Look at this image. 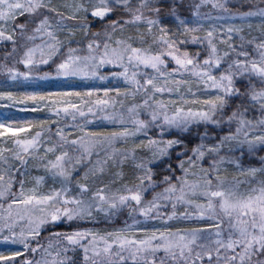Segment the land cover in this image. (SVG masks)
<instances>
[{"label":"snow or ice","instance_id":"snow-or-ice-1","mask_svg":"<svg viewBox=\"0 0 264 264\" xmlns=\"http://www.w3.org/2000/svg\"><path fill=\"white\" fill-rule=\"evenodd\" d=\"M208 4L217 15L202 10ZM0 49L6 80L125 85L0 91L36 114L0 118V264H264V156L259 166L241 163L264 150V7L0 0ZM194 85L214 94L201 97ZM98 116L113 127L93 130ZM29 161L45 175L31 176ZM124 209L131 224L79 226ZM189 217L198 226H166Z\"/></svg>","mask_w":264,"mask_h":264},{"label":"rangeland","instance_id":"rangeland-1","mask_svg":"<svg viewBox=\"0 0 264 264\" xmlns=\"http://www.w3.org/2000/svg\"><path fill=\"white\" fill-rule=\"evenodd\" d=\"M67 2H71V0H67ZM230 6L233 7L234 9L238 10V11H248L249 9L255 10L257 8V1H253V0H229ZM204 11H210L213 15H217L218 12L216 10H213L211 7V4H208L207 6H205L203 8ZM234 23H240L241 21L239 19L233 21ZM259 22V17H255L253 18V23L257 24ZM94 27H99V25H96ZM247 31V30H246ZM252 35H257L258 33L253 30ZM39 42V41H37ZM189 50L193 51L195 50V46L190 45L189 46ZM2 52L3 49H0V58H2ZM174 63L172 61H169L168 67H174ZM23 70V69H22ZM51 69L44 67L42 68V71H49ZM108 70V69H106ZM112 70H117V69H112ZM150 71V70H149ZM184 79H191V77H182ZM66 85H74L76 86L78 89H82V87L84 85H93L96 87H124L125 85L123 84H119V83H109L108 81H88V80H83L81 78H76V79H67V78H50L48 80H30V81H25L22 78L18 79L16 81H13L11 79L6 80L5 77L0 74V91H14V92H22V91H31V90H43V91H55L61 88H64ZM183 90V88L181 89ZM193 91L197 92L198 95H200L201 97H206V95L208 94H214L213 90H207L205 91V89L203 88V86H201L199 89L196 88V86L194 85L193 87ZM175 98V97H173ZM75 102V101H74ZM136 103H139V97H137ZM33 107L32 105L29 106V110L30 108ZM28 110H25L21 105H17L16 107L11 106L10 102L7 101L6 99H0V118L7 116L9 118H32L35 117L36 114H30L27 115V113H24ZM142 118L144 116V114L142 113ZM39 118L41 119H51V120H55V116H50L49 114L42 112L39 116ZM79 123V121H77ZM93 130H110L113 125L110 121H106L104 119H102L101 117H97V119L92 121V125ZM53 129H55V124H53ZM69 131H71V129H69ZM155 134V133H153ZM141 139H145V137H141ZM131 143V142H129ZM120 144H117L116 147H120ZM126 147L128 145H125ZM140 155H148L147 151H143L139 153ZM241 163L247 167V166H259L260 165V160H258V163L256 164H251L245 161H241ZM33 164V161H29V166L31 168V165ZM229 169L230 173H235L237 171V169L232 166V165H228L227 166ZM159 168L162 169L163 165H159ZM112 171H116L115 168L112 169ZM83 172V168L78 169L77 171V175L82 174ZM36 174L43 176L45 175L43 170H37L35 168H31V172L30 175L31 176H35ZM160 177V175L154 176V179H158ZM109 177L105 178L108 179ZM191 179V177H190ZM238 179H240L241 181H243L245 178L244 177H238ZM52 184V181L49 178H45V182L44 185L45 187L50 186ZM28 186H31L30 184ZM58 186V185H57ZM247 185H245L244 183L241 184V188L246 187ZM18 188V185L16 186ZM98 223H93L90 224L89 227L92 228H97L100 229L101 231H110L112 229L115 228H120L123 227L125 222H127L128 224H131V219L129 218V216H127L125 219L121 220L120 222L117 221L118 219L115 217H110L107 219H104L103 216H98ZM99 219H102L99 220ZM104 222V223H103ZM91 223V222H90ZM141 226H147V227H161V226H165L163 225L161 222L157 221V222H153V221H146L145 223H143ZM166 226L170 227L172 226V223L169 222ZM174 226L176 227H188V226H198L197 223H193V221H184L182 219H178L177 223L174 224ZM7 246L4 245L3 243H0V250H6ZM162 254V252H161Z\"/></svg>","mask_w":264,"mask_h":264},{"label":"trees","instance_id":"trees-1","mask_svg":"<svg viewBox=\"0 0 264 264\" xmlns=\"http://www.w3.org/2000/svg\"><path fill=\"white\" fill-rule=\"evenodd\" d=\"M253 1H257V5H259V6H257V7H264V4H262L261 3V0H253ZM202 10H203V8H202ZM204 11V10H203ZM24 113H27V115H30V114H35V113H33V112H31L30 110H28V111H26V112H24ZM143 118H147L146 116H143ZM204 129L203 128H201L200 129V131H203ZM188 134L187 133H185L184 134V136H182L181 138H184L185 136H187ZM196 135V128L195 127H193L192 128V133H191V136H195ZM179 151V149L177 148V149H174V150H172V157H173V160H176V159H178V158H182V157H177V155H176V153ZM260 156H264V150H260V151H258L256 154H255V156H250V155H245L244 156V158L242 159V161H245V162H248V163H251V164H256V163H258V160H260L259 159V157ZM176 165L175 164H173V167H175ZM125 170V172H130L131 170L129 169V168H125L124 169ZM163 174H168V173H163ZM177 175H180V173L179 172H177ZM35 176H40V175H38V174H36ZM107 178V177H106ZM158 179H160V177L158 178ZM162 187V186H161ZM160 190V188H157V189H155V191H159ZM151 195H152V193H148L147 194V196H148V198L150 199L151 198ZM171 210V208L169 207V208H164V209H162L161 211L162 212H168V211H170ZM176 211L177 212H184L185 211V206H178L177 207V209H176ZM188 211H193V209L192 208H188ZM128 216V210L127 209H124V210H122L120 213H118L116 216H115V218H117L118 220L117 221H121V220H123V219H125L126 217ZM136 219H141L140 217H135ZM180 219H182V220H184V221H193V223H196V221L194 220V218H191V217H189V218H187V219H184V218H180ZM99 220H101L102 221V219H99ZM177 220L178 219H176V220H173V221H171V223H172V226H170V227H172V228H177L176 226H174V224H176L177 223ZM104 223V222H103ZM90 224H93V223H90V222H85V223H81V224H79V226L80 227H89L90 226ZM75 226V225H74ZM61 227H63V225H61ZM188 227H192V226H188ZM50 231H51V229H50ZM72 253H69V255H71ZM79 256H82V254H78ZM161 255H163V253L161 254Z\"/></svg>","mask_w":264,"mask_h":264}]
</instances>
